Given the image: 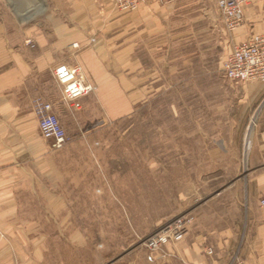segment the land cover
Returning <instances> with one entry per match:
<instances>
[{
	"label": "rangeland",
	"instance_id": "374dc122",
	"mask_svg": "<svg viewBox=\"0 0 264 264\" xmlns=\"http://www.w3.org/2000/svg\"><path fill=\"white\" fill-rule=\"evenodd\" d=\"M174 1L170 35L153 28L134 44L145 80L129 88L137 100L127 113L108 119L95 105L90 134L68 135V144L93 148L80 198L64 214L87 237L79 264H169L179 243L158 258L141 241L181 215L192 217L182 242L198 243L208 260L228 264L238 254L245 264H264L257 184L264 162L255 153L264 85L225 79L222 65L236 38L226 33L217 0ZM110 58L118 67L120 56ZM46 217L41 264H57L59 219Z\"/></svg>",
	"mask_w": 264,
	"mask_h": 264
},
{
	"label": "crops",
	"instance_id": "0c3cea01",
	"mask_svg": "<svg viewBox=\"0 0 264 264\" xmlns=\"http://www.w3.org/2000/svg\"><path fill=\"white\" fill-rule=\"evenodd\" d=\"M175 3L145 0L133 12H120L112 0H0V264L44 262L48 235L40 225L47 214L59 219L56 263H80L87 237L64 214L73 210L69 201L80 198L93 148L78 142L54 150L41 137L42 123L51 117L70 137L87 136L95 105L108 119L127 113L137 100L129 88L145 80L134 44L153 28L170 35ZM243 16L236 43L264 35V0H251ZM118 39L119 47L112 46ZM113 55L120 56L118 67ZM59 64L78 67L94 89L80 111L68 107L53 79ZM255 153L264 162V132ZM257 184L264 197V172ZM174 248L178 256L169 264H219L205 258L198 243L185 240Z\"/></svg>",
	"mask_w": 264,
	"mask_h": 264
},
{
	"label": "built area",
	"instance_id": "2783aa9c",
	"mask_svg": "<svg viewBox=\"0 0 264 264\" xmlns=\"http://www.w3.org/2000/svg\"><path fill=\"white\" fill-rule=\"evenodd\" d=\"M145 0H112L115 8L120 12H133ZM167 4L173 0H154ZM251 0H217L216 7L222 17L226 33L234 34L244 25V9ZM25 45L33 48L32 41L26 40ZM75 47L77 45H74ZM222 72L226 80L232 83H259L264 85V35H251L247 39L233 43L229 54L222 65ZM55 83L60 87L62 98L68 107L74 111L82 109L81 100L94 91L87 85L81 70L76 66L59 64L52 70ZM41 137L51 144L54 150H61L69 143V136L63 126L54 118H47L41 126ZM264 209V198L260 200ZM192 217L181 215L176 217L151 235L141 241L142 247L158 258L170 257L167 251L183 241L187 234ZM211 256V248L206 249ZM228 264H245L238 254H234Z\"/></svg>",
	"mask_w": 264,
	"mask_h": 264
}]
</instances>
